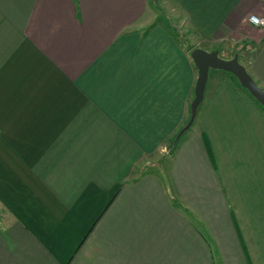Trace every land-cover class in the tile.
Here are the masks:
<instances>
[{
    "label": "crops",
    "instance_id": "crops-1",
    "mask_svg": "<svg viewBox=\"0 0 264 264\" xmlns=\"http://www.w3.org/2000/svg\"><path fill=\"white\" fill-rule=\"evenodd\" d=\"M170 1L182 40L152 0H0V264H264V105L211 69L173 146L194 48L264 89V0Z\"/></svg>",
    "mask_w": 264,
    "mask_h": 264
},
{
    "label": "water",
    "instance_id": "water-1",
    "mask_svg": "<svg viewBox=\"0 0 264 264\" xmlns=\"http://www.w3.org/2000/svg\"><path fill=\"white\" fill-rule=\"evenodd\" d=\"M190 56L197 68L198 76L195 84L194 98L190 104V119L181 129L179 135L188 130L196 119L198 107L204 99L205 88L211 69L224 70L232 73L240 85L253 98L264 105V89L256 83L247 68L239 61L238 55H235L231 59H224L219 55L218 51H206L202 48H194Z\"/></svg>",
    "mask_w": 264,
    "mask_h": 264
},
{
    "label": "rangeland",
    "instance_id": "rangeland-1",
    "mask_svg": "<svg viewBox=\"0 0 264 264\" xmlns=\"http://www.w3.org/2000/svg\"><path fill=\"white\" fill-rule=\"evenodd\" d=\"M152 2L154 10L158 13L157 18L171 27V31L176 33L175 35H177V38H183L182 34L178 32V29H180L179 25L182 24L183 21V15L180 11L177 12L174 9L170 0H152ZM160 162L162 163L163 159H161Z\"/></svg>",
    "mask_w": 264,
    "mask_h": 264
},
{
    "label": "clouds",
    "instance_id": "clouds-1",
    "mask_svg": "<svg viewBox=\"0 0 264 264\" xmlns=\"http://www.w3.org/2000/svg\"><path fill=\"white\" fill-rule=\"evenodd\" d=\"M242 22H248L255 28L264 31V18L258 17L253 13H249L248 16L243 17Z\"/></svg>",
    "mask_w": 264,
    "mask_h": 264
},
{
    "label": "trees",
    "instance_id": "trees-1",
    "mask_svg": "<svg viewBox=\"0 0 264 264\" xmlns=\"http://www.w3.org/2000/svg\"><path fill=\"white\" fill-rule=\"evenodd\" d=\"M239 84H240V83H239ZM243 88H244V87H243ZM178 134H179V133L176 134L175 139L173 140V142H174L173 146H175L176 143H177V136H178ZM171 149L174 150V147L171 148Z\"/></svg>",
    "mask_w": 264,
    "mask_h": 264
}]
</instances>
